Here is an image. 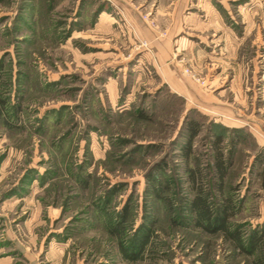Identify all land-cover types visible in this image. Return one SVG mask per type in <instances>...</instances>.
<instances>
[{
	"label": "rangeland",
	"instance_id": "374dc122",
	"mask_svg": "<svg viewBox=\"0 0 264 264\" xmlns=\"http://www.w3.org/2000/svg\"><path fill=\"white\" fill-rule=\"evenodd\" d=\"M196 186L247 250L191 223ZM256 260L264 0H0V264Z\"/></svg>",
	"mask_w": 264,
	"mask_h": 264
},
{
	"label": "trees",
	"instance_id": "16d2710c",
	"mask_svg": "<svg viewBox=\"0 0 264 264\" xmlns=\"http://www.w3.org/2000/svg\"><path fill=\"white\" fill-rule=\"evenodd\" d=\"M1 117H3V115H1ZM195 135L196 132L194 130L191 132L187 144H185V146L183 147V149H185L184 152L187 153V156L189 155V152L191 150L192 140ZM220 143L221 140H215V148L213 151V169L214 174L218 180V185L222 187L227 176L228 167L222 153V149L220 148ZM186 210L190 217L191 223H193L196 228L209 233L220 232L225 237L232 240L237 248L247 250V247L244 246V242L241 240L238 231L229 229L228 221L233 216L234 208L228 195H224L222 205L215 206L211 200L210 195L205 192L202 187L196 186L192 196L187 200ZM117 230L118 229L116 227L109 228V231L114 235H117ZM146 235L148 234H145V236ZM146 240L147 238L142 237L140 240L135 241V244H133V249L140 251ZM127 249L129 248L121 245V251L126 257H130L132 259L136 258L135 255L137 252L130 253V251L128 252ZM256 264L261 263L260 261L256 260Z\"/></svg>",
	"mask_w": 264,
	"mask_h": 264
}]
</instances>
